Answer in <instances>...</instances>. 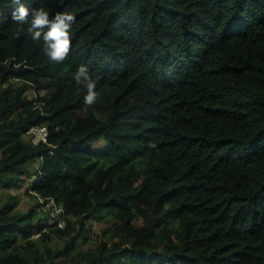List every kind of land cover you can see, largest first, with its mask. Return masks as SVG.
I'll use <instances>...</instances> for the list:
<instances>
[{"label": "trees", "instance_id": "1", "mask_svg": "<svg viewBox=\"0 0 264 264\" xmlns=\"http://www.w3.org/2000/svg\"><path fill=\"white\" fill-rule=\"evenodd\" d=\"M26 4L76 22L60 64L0 25V264H264V0ZM34 126L47 146L26 140ZM36 175L21 211L9 190ZM37 197L63 228L42 231ZM91 220L110 240L80 250Z\"/></svg>", "mask_w": 264, "mask_h": 264}, {"label": "clouds", "instance_id": "2", "mask_svg": "<svg viewBox=\"0 0 264 264\" xmlns=\"http://www.w3.org/2000/svg\"><path fill=\"white\" fill-rule=\"evenodd\" d=\"M49 13L50 10L43 7L30 9L26 4V0H9L7 7L0 8V25L10 20L17 27L22 28L26 37L40 45L42 54L49 62L60 64L69 57L72 28L76 22V17L70 10L55 12L51 17ZM71 79L75 85L86 90L82 97L83 104L86 106L95 105L99 96L97 91L98 80L89 66L79 64L75 71L71 73ZM31 95L33 98V94ZM25 138L27 140L26 136ZM48 144L47 141V144L40 145L47 146ZM34 167H37V165H34ZM25 180H32L29 184L31 186L38 180V176H32ZM47 220L44 227H47Z\"/></svg>", "mask_w": 264, "mask_h": 264}, {"label": "rangeland", "instance_id": "3", "mask_svg": "<svg viewBox=\"0 0 264 264\" xmlns=\"http://www.w3.org/2000/svg\"><path fill=\"white\" fill-rule=\"evenodd\" d=\"M29 96V99L31 98V92L27 93ZM32 167H30L31 169ZM32 180H21L19 185L15 187L14 189L9 190V192H13L15 194H18L19 202L17 205V208L21 211H27L34 205L33 199L26 194V190L29 193V184ZM16 191V192H15ZM5 194L0 193V201L6 199ZM106 223H103L101 221L97 220H91L89 223L86 224L87 226V232L84 236L85 240L79 239L76 244V248L80 250H85L86 248H93L97 242L100 240H110L109 234L102 235V230L105 228ZM51 246L58 245L61 246V242L55 238L51 237V240L49 241ZM60 261V263H59ZM59 261H57V264H69V261L67 258H62Z\"/></svg>", "mask_w": 264, "mask_h": 264}, {"label": "built area", "instance_id": "4", "mask_svg": "<svg viewBox=\"0 0 264 264\" xmlns=\"http://www.w3.org/2000/svg\"><path fill=\"white\" fill-rule=\"evenodd\" d=\"M27 141L33 145L47 144L48 131L44 126L31 127L27 134ZM37 202L42 206V209L48 214L47 227L42 231L58 227L63 228L65 219L62 208L58 207L52 198L37 197ZM40 232L31 236V238L38 237Z\"/></svg>", "mask_w": 264, "mask_h": 264}, {"label": "crops", "instance_id": "5", "mask_svg": "<svg viewBox=\"0 0 264 264\" xmlns=\"http://www.w3.org/2000/svg\"><path fill=\"white\" fill-rule=\"evenodd\" d=\"M11 189H14V188H11ZM11 189H10V190H11ZM15 192H16V191H15ZM12 193H13V192H12ZM14 194H15V193H14ZM17 195H18V194H17Z\"/></svg>", "mask_w": 264, "mask_h": 264}]
</instances>
